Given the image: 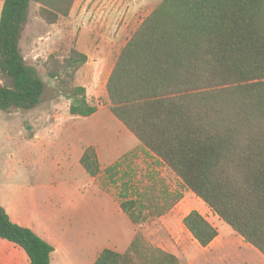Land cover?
<instances>
[{"label":"trees","instance_id":"1","mask_svg":"<svg viewBox=\"0 0 264 264\" xmlns=\"http://www.w3.org/2000/svg\"><path fill=\"white\" fill-rule=\"evenodd\" d=\"M75 2L4 0L0 110H32L45 90L37 66L21 48L31 4H38L41 19L54 25L70 16ZM87 62L88 56L74 48L63 61L52 55L46 64L49 77L70 100L73 116L98 111L86 88L73 84ZM106 92L110 112L146 155L169 168L264 255V0H161L122 48ZM132 156L103 169L91 145L80 164L90 177L104 172L111 185L123 186L120 208L134 225H142L168 214L183 195L121 182L129 174L121 173L122 166ZM182 223L203 248L219 235L197 210ZM0 239L21 248L28 264H52L54 246L14 222L1 204ZM139 250L146 251L149 264H184L177 255L151 246L142 234L127 252L104 249L92 264H132Z\"/></svg>","mask_w":264,"mask_h":264},{"label":"rangeland","instance_id":"2","mask_svg":"<svg viewBox=\"0 0 264 264\" xmlns=\"http://www.w3.org/2000/svg\"><path fill=\"white\" fill-rule=\"evenodd\" d=\"M160 1L76 0L70 16L54 25L41 19L38 4L30 6L21 48L27 61L37 66L45 90L32 110H0V204L23 226L48 220L54 233L65 236L66 252L53 254L52 264H90L104 249L125 253L137 234L151 246L177 255L184 264H264L253 250L229 242L236 234L232 227L219 221L169 168L148 157L109 110L106 83L112 68ZM74 48L90 59L73 83L85 87L88 101L98 106V114L90 118L70 114V100L61 95L46 67L52 55L63 61ZM91 145L97 148L103 169L133 154L122 166L121 173L129 174L121 182L134 189L167 188L181 193L183 199L165 216L134 225L120 208L123 186L111 185L104 172L92 180L81 166L80 158ZM193 210L218 226L226 242L222 248L217 241L209 250L203 249L184 227L183 218ZM82 242L92 248L91 259H84ZM0 264H28V257L18 246L0 239ZM132 264H149L146 251L136 252Z\"/></svg>","mask_w":264,"mask_h":264},{"label":"crops","instance_id":"3","mask_svg":"<svg viewBox=\"0 0 264 264\" xmlns=\"http://www.w3.org/2000/svg\"><path fill=\"white\" fill-rule=\"evenodd\" d=\"M89 64H90V59L88 58V62L85 65H89ZM97 114H98V111L95 114H93L92 116H90V117H93V116H95ZM77 117H80V116H77ZM90 117H84V118H90ZM97 152H98V150H97ZM98 155H99V153H98ZM99 159H100V156H99ZM95 179H97V178H92V180H95ZM215 215L218 217V220L220 221L221 220L220 217L217 214H215ZM50 224H51L50 221L46 220L44 222L43 221L37 222V224H28V226H26V227H29V228L33 229L40 237H42L44 240H46L50 244H52L54 246V248H55V251L53 252V254H57L59 251L66 252L65 249L67 248V246H66V242L64 240L65 236L64 235H61V234L59 235V234L54 233L52 231V229H51V225ZM214 226L218 229V226L217 225H214ZM218 232H219L218 237L208 247H206V248H203L202 247L203 249L209 250L208 248L210 246H212L217 241L220 242V244L218 245L219 249L222 248L225 245L226 242L222 240V236H221V233H220L219 229H218ZM231 237L232 238L229 239V242L237 243V244H239V245H241L243 247H246L248 249L253 250L263 260V262H264V255L259 250H257L253 245H251L250 243H247L244 240V238L242 236H240L237 232H236V234L235 233L231 234ZM81 246H83L86 249V251L84 252L85 249L81 248L82 251H83V254L85 255V258L84 259L85 260L91 259L90 257H91L92 248H90V246H87L86 244H83V242H82V245ZM101 252L102 251H97L96 252V255L94 256L93 261L90 264L94 263V261L97 259V257L99 256V254Z\"/></svg>","mask_w":264,"mask_h":264},{"label":"water","instance_id":"4","mask_svg":"<svg viewBox=\"0 0 264 264\" xmlns=\"http://www.w3.org/2000/svg\"><path fill=\"white\" fill-rule=\"evenodd\" d=\"M28 130H31V128H30V127H28Z\"/></svg>","mask_w":264,"mask_h":264}]
</instances>
